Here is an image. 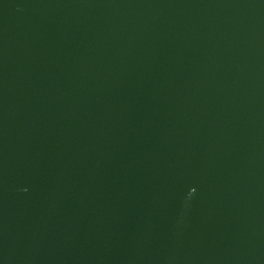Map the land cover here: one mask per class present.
<instances>
[{"label":"water","instance_id":"water-1","mask_svg":"<svg viewBox=\"0 0 264 264\" xmlns=\"http://www.w3.org/2000/svg\"><path fill=\"white\" fill-rule=\"evenodd\" d=\"M0 264H264V0H0Z\"/></svg>","mask_w":264,"mask_h":264}]
</instances>
